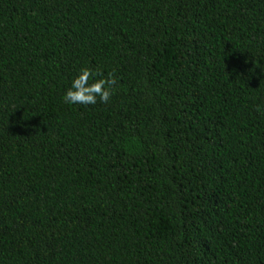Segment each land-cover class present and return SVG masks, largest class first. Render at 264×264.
I'll return each instance as SVG.
<instances>
[{
    "label": "trees",
    "instance_id": "16d2710c",
    "mask_svg": "<svg viewBox=\"0 0 264 264\" xmlns=\"http://www.w3.org/2000/svg\"><path fill=\"white\" fill-rule=\"evenodd\" d=\"M0 264H264V0H0Z\"/></svg>",
    "mask_w": 264,
    "mask_h": 264
},
{
    "label": "clouds",
    "instance_id": "9594fccd",
    "mask_svg": "<svg viewBox=\"0 0 264 264\" xmlns=\"http://www.w3.org/2000/svg\"><path fill=\"white\" fill-rule=\"evenodd\" d=\"M116 78L109 72L101 75L96 70L82 66L72 76L64 89L62 100L69 105H94L107 103L114 92Z\"/></svg>",
    "mask_w": 264,
    "mask_h": 264
}]
</instances>
